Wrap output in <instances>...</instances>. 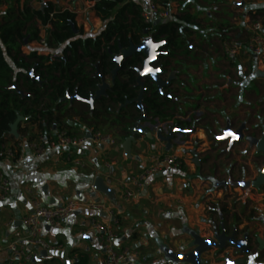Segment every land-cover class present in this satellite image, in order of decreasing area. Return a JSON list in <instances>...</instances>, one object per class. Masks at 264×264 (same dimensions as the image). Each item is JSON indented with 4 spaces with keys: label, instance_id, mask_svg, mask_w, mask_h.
Segmentation results:
<instances>
[{
    "label": "crops",
    "instance_id": "crops-1",
    "mask_svg": "<svg viewBox=\"0 0 264 264\" xmlns=\"http://www.w3.org/2000/svg\"><path fill=\"white\" fill-rule=\"evenodd\" d=\"M131 1L141 11L146 8V0ZM164 1L172 8V14L166 21L179 19L182 22L181 18L185 16H189L190 21L183 24V45L169 59L166 74L162 75L165 80L171 79V84L161 95L160 101L163 103L158 114L147 113V117L152 124H158L154 132L151 130L154 137L158 130L177 127L180 131L176 135L177 140H172L168 147L167 142L158 138L151 140L142 134L132 145L130 155H127L122 144L132 123L127 119L115 121L109 115L101 118L98 124L101 121L109 124L105 129L109 134H114L117 141L115 145L88 142L71 151V160L66 153L56 151H50L37 159L30 156L26 145L21 151L22 155H27L23 162L0 157V175L8 177L11 187L7 200L0 206V264L5 261L6 245L13 232L24 229L22 219L32 211L35 200L48 206L61 205L69 200L104 201L109 213L100 217L108 221L112 213L119 219V245L136 252L140 264H188L171 259L167 250L175 253L191 251L195 247L192 233L212 239L215 235L214 226L220 230L223 227L229 235L238 230L239 239L264 236V190L257 189L259 185L255 184L250 174L239 178L252 182L247 198H244L243 189L215 185L214 181H232V171L238 161L233 165H225L226 168L222 170L212 165L216 160L211 156L226 145L232 149L230 157L225 160L230 164L237 157L236 150L249 143L247 136L256 133L258 140L263 141L264 99L258 100L254 106L244 104L239 107L236 100L233 102V97V103L223 107L220 97L237 89L234 82L238 75L244 78L242 90L246 94L252 91L262 93L257 87V80L264 81V65L257 57H251L244 48L236 59H228L220 42L228 35H233L237 40L248 35L252 14L256 13L258 7H264V0ZM46 3L77 11V25L82 22L85 29L88 25L85 17L81 16L84 13H91L100 23L90 0L29 2L37 9ZM77 6L83 8L78 10ZM7 9V4L0 3V18ZM37 25L41 28V37L46 36L48 28H44L39 20ZM34 49L43 55L49 51L33 41L22 46V56ZM7 60L13 64L10 58ZM247 67L257 69L254 76L241 73ZM232 72L234 77L231 76ZM98 106V103L94 104V107ZM71 107L75 111H82V108L84 111L91 110L88 103L77 99L70 102ZM119 108L116 106L115 111ZM131 109L133 115L138 117L141 114L137 107L128 108ZM240 120L246 123L244 137L231 143L230 137H223L224 130L229 127L236 131L242 123ZM21 122L19 138L12 135V140L10 135L7 146L18 139L27 143L36 134V125L26 123L23 117ZM68 125L74 134H84L91 129L78 116L69 119ZM255 150V147L252 148L249 154L253 155ZM165 153L182 155L184 166L180 169L166 167L161 171L163 176L149 177L144 188L132 200L126 201L124 189L129 178L148 166L153 154ZM194 153L198 155L197 159ZM218 155V159H223L222 153ZM74 158L81 159L84 166L75 165L72 162ZM98 176L104 180L111 178L109 186L114 192L113 197L100 192L92 196L93 184ZM95 214L83 207L66 219L60 229L46 226L45 240L51 247L48 250L36 249L37 255L31 264H98L97 233L89 223ZM227 258H243V264H264V250H259L255 243L251 244V251L245 255H241L236 247H227L223 252L213 248L202 254L200 261L201 264H226Z\"/></svg>",
    "mask_w": 264,
    "mask_h": 264
},
{
    "label": "trees",
    "instance_id": "trees-1",
    "mask_svg": "<svg viewBox=\"0 0 264 264\" xmlns=\"http://www.w3.org/2000/svg\"><path fill=\"white\" fill-rule=\"evenodd\" d=\"M30 1L0 0V3L8 5L0 18V157L10 135L14 140L11 125L19 116L26 123L36 125L37 131L50 135L53 134L54 125L57 130H69L68 120L74 116L92 129H97L101 118L109 115L115 121L127 119L134 123L140 115L137 117L129 113L128 108H136L135 103L124 104L138 96L140 87L136 82L134 67L142 63L141 53L123 63L108 96L95 102L98 107L89 111H75L65 97L77 93L82 99H89L100 82L97 72L105 77L111 76V71L116 67L114 55L120 54L131 44H139L148 28L155 41L164 42L159 66L162 67V75H165L169 59L183 45V24L190 21V17L185 16L181 18L182 22L176 19L146 24L140 7L134 1L90 0L95 2L93 8L96 16L105 24L100 33L92 36L84 34L79 28L74 11L56 7L52 3L37 9L29 4ZM164 4L167 2L164 1ZM255 12L252 14L253 20L257 16L264 19V7H258ZM38 20L42 26H50L46 30L47 48L60 49L62 56L58 60L52 59L51 54H39L36 49L22 56V46L41 40ZM8 58L13 64L8 62ZM87 59L92 63L85 61ZM31 71H34V77L30 75ZM19 83L26 86V92L19 89ZM145 85L147 113L158 114L163 103L160 101L161 94L151 78L145 79ZM116 106H120L118 111H115ZM21 123L18 125L19 132ZM257 189L264 190V183Z\"/></svg>",
    "mask_w": 264,
    "mask_h": 264
},
{
    "label": "built area",
    "instance_id": "built-area-1",
    "mask_svg": "<svg viewBox=\"0 0 264 264\" xmlns=\"http://www.w3.org/2000/svg\"><path fill=\"white\" fill-rule=\"evenodd\" d=\"M147 5L141 11L144 23L154 24L157 19L166 21L172 14V8L164 4L163 0H146ZM93 6L94 1H91ZM68 9V8H64ZM70 10V9H69ZM74 11L75 13L77 11ZM49 28L50 26H43ZM40 48L48 49L46 36L41 37ZM221 49L228 59H236L244 48L251 57H257L264 65V19L257 16L251 24L249 34L244 43H240L233 35H228L221 42ZM51 54L52 59L58 60L62 55L58 47L50 49L46 55ZM90 133V136H88ZM19 138V137H18ZM88 142L101 144L107 142L110 145L117 143L115 137L109 133H103L99 129H89L84 134H74L66 128L55 129L53 134L37 131L34 138L28 142L18 139L12 145L5 146L3 156L17 162H23L27 155L21 151L26 145L30 150V156L40 159L50 151L66 153L68 157L73 149H79ZM71 160V158H70ZM75 165L83 167L84 163L79 158L72 159ZM185 160L179 153L153 154L150 164L144 167L141 172L131 176L125 184L124 198L132 200L145 186L146 180L163 171L166 167L180 169L184 166ZM105 183L109 185L111 178L107 177ZM10 181L4 174L0 175V206L7 200L10 194ZM87 207L96 214L91 217L89 223L96 231V241L99 247L98 264H140L138 256L129 247L119 245L121 235L119 232L120 221L112 213L108 221L102 220L101 213H109L104 201L94 200H69L61 205L48 206L39 200H35L33 209L22 219L23 230H15L11 240L6 245L7 255L2 264H31L37 255L36 249L48 250L51 245L45 240V228L49 226L60 229L63 223L80 208Z\"/></svg>",
    "mask_w": 264,
    "mask_h": 264
},
{
    "label": "water",
    "instance_id": "water-1",
    "mask_svg": "<svg viewBox=\"0 0 264 264\" xmlns=\"http://www.w3.org/2000/svg\"><path fill=\"white\" fill-rule=\"evenodd\" d=\"M25 1V0H23ZM155 23L159 24L161 23L160 19H157ZM150 29H146L144 31L145 37L140 41L139 44H131L129 48L123 49L122 53L116 54L113 57V60L116 62V67L111 71L112 76H111V81L108 82L106 77L99 72H97L96 75L100 77V82L97 84V89L95 92L90 96L89 99H82L80 96L75 93L74 95H67L65 99H68L70 102H73V100L77 99L83 102L88 103L91 106V109L94 108V104L97 100L101 99L102 97H107L108 92L112 90V87L115 83V80L119 74V72L123 68V62L127 61L128 59L132 58L135 54L141 53L143 59H146V53L149 51L148 46L146 42L148 40H152L153 43H158L161 44V46L156 50L157 51V59L153 62V67H157L160 69V71L156 74L155 78H152L149 75H144L141 76L138 69L142 70L143 64L141 63L139 66L134 67L136 72H137V77H136V82L137 85L140 87L138 96L133 99L128 101L124 106H126L129 103H135L136 107L140 109L141 115L139 118L130 125L129 130H128V135L125 137L122 147L125 150L127 155H130L132 145L136 143L137 137L139 135H146L148 139H154L158 138L160 141L167 142L168 147L171 146L172 140H177L178 134H180V131L177 127L174 128H167L163 130H158L156 133V137L153 136L151 133L152 131L154 132V127H156L158 124H152L147 117V110L144 106V96L146 92V85H145V79L147 77L151 78V80L155 83L157 90L161 95H164V89L171 84V79L165 80L162 77V67L158 65L160 61V56L164 53L163 47H164V42L163 41H155L152 36L149 34ZM162 42V43H161ZM27 43V41H26ZM117 57H123L122 60L117 63L116 58ZM30 75L34 77V71L30 72ZM22 117L19 116L18 119L11 125V134L14 137H19L18 133V125L21 122ZM54 128L56 129V125H54ZM244 126L239 127L236 131L231 130L229 127H227L224 130L225 132H231L232 135L230 136H225L223 135L224 138H231V143H234L235 141L242 140L244 137ZM152 130V131H151ZM88 136H90V133H88ZM195 154L196 159L198 158V155ZM163 172H161L159 175H155V177H160L163 176ZM215 185L219 187H228L229 185L235 187V188H242L244 192V198L248 197V194L250 192V189L252 187V182L250 180H245V179H240L237 181H214ZM261 183H264V177H262V180L260 183H255L256 185H259ZM94 188V193H92V196L96 195V192H100L105 194L108 197H113L114 192L110 188L109 185L105 183V180L103 177L98 176L93 184ZM101 216H106V213L103 212L101 213ZM213 232H214V237L212 239H207L203 238L200 235L196 233H192L193 239H194V245L195 247L186 253H175L171 250H167V254L171 259H173L176 262H181V263H188V264H201L200 257L202 254L208 252L209 250L215 248L219 250V252H223L227 247H236L237 249L240 250L241 255L248 254L251 251V244L255 243L257 244L259 250H264V236H258L256 235L255 237H249L246 236L243 239L238 238V230H234V232L229 235L226 230L222 227L220 230L217 226L213 227ZM179 258V259H178ZM244 260L243 258H238L236 260H232L230 258L226 259V264H243Z\"/></svg>",
    "mask_w": 264,
    "mask_h": 264
},
{
    "label": "rangeland",
    "instance_id": "rangeland-1",
    "mask_svg": "<svg viewBox=\"0 0 264 264\" xmlns=\"http://www.w3.org/2000/svg\"><path fill=\"white\" fill-rule=\"evenodd\" d=\"M217 1H223V0H217ZM81 8H83V7L77 6L78 10H80ZM88 11H90V10L88 9ZM81 16H83V18L85 17L87 25H88V27L85 29L83 27L82 22H80L79 28H81L83 30L84 34L94 36V35L98 34L103 29L104 22L100 20V23L98 24L91 13H89L88 15L86 13H84ZM247 37H248V35H244L239 41L245 42ZM194 44L197 46L196 43H194ZM180 54H181V52L179 53V55ZM85 61L92 63L91 60H89V59H87ZM88 70L92 71L90 68H88ZM254 71H257V69L247 67V69H242L241 73L254 76ZM231 76L234 77L233 72H232ZM236 78L237 79L235 80L234 83L238 86L237 89H234L231 94L226 93V94L222 95V97H220L221 102H223V107H225V105L230 104V102L231 103L235 102V100H236V103L239 107H241V105H244V104H250V105L254 106L255 104L258 103V100H260L261 98L264 99V83H263L264 81L257 80L258 83L256 82L258 84L257 87L259 89H261L262 93H258V91L257 92L252 91L251 93L246 94V92L242 90L244 78L241 77L240 75H238ZM110 80H111V76H108L107 81L110 82ZM19 87H20L19 89L22 92H26V86L23 83H19ZM227 87L230 88V86H228V85H227ZM229 88H225V89H229ZM233 97H234V101L232 102L231 99ZM82 111H84V108H82ZM128 112L133 114L132 109L128 110ZM241 121H242V123H240ZM101 122L102 123L97 125V127H98L97 129L101 130L103 133H108V131L105 128H107L106 126L109 124L105 123L103 121H101ZM240 122H239L240 127L244 126L246 124L243 122V120H240ZM112 128L114 129V127H112ZM244 130H246V129H244ZM112 135H114V134L112 133ZM247 137H248L247 139L249 140V143L247 144V146L243 145L242 147H240L239 149L236 150L237 157L234 158L230 162V164H229V162H225V160L230 157V153L232 152V149H230L228 146L224 145L217 151V153L211 155L213 157V159L216 160V161L212 162L213 163L212 165L215 168L218 166L219 168H221L223 170L224 168H226L225 165H233L235 163V161L237 160L238 161L237 165L234 166L233 171H232L234 173V177L231 180L237 181V180H240L239 178L241 176H242V178H244L246 176V174H250V176L254 178L253 179L254 182L258 184L262 180V177H264V136L262 137L263 141L258 140L259 137L256 136V133H253L252 135H249ZM216 145H218V143ZM254 147L256 148V150L253 153V155H250L249 154L250 150ZM220 153L223 154V159L217 158L219 156L218 154H220ZM210 166H211V164H210ZM238 189H242V188H238Z\"/></svg>",
    "mask_w": 264,
    "mask_h": 264
},
{
    "label": "snow or ice",
    "instance_id": "snow-or-ice-1",
    "mask_svg": "<svg viewBox=\"0 0 264 264\" xmlns=\"http://www.w3.org/2000/svg\"><path fill=\"white\" fill-rule=\"evenodd\" d=\"M146 44H147L148 49H149V51H147V53H146L147 58L142 60V64H143L142 70L138 69L137 71H139L141 76L149 75L152 78H155L156 74L160 71V69L157 67H153L152 65H153V62L157 59L158 54H157L156 50L161 46V44L153 43L152 40H148L146 42ZM122 59H123V57H117L116 58L117 63H119V61ZM224 135L230 136V135H232V133L231 132H225ZM252 259H255V257H253Z\"/></svg>",
    "mask_w": 264,
    "mask_h": 264
},
{
    "label": "flooded vegetation",
    "instance_id": "flooded-vegetation-1",
    "mask_svg": "<svg viewBox=\"0 0 264 264\" xmlns=\"http://www.w3.org/2000/svg\"><path fill=\"white\" fill-rule=\"evenodd\" d=\"M144 37H145V35H144ZM144 37H143V38H144ZM129 47H130V46H129ZM129 47H128V48H129ZM126 49H127V48H126ZM122 50H123V49H122ZM122 50H121V53H122ZM115 55H116V54H115ZM134 56H135V55H134ZM134 56H133V57H134ZM133 57H132V58H133ZM130 59H131V58H130ZM123 63H124V62H123ZM111 76H112V75H111ZM140 115H141V114H140ZM138 118H139V117H138Z\"/></svg>",
    "mask_w": 264,
    "mask_h": 264
}]
</instances>
